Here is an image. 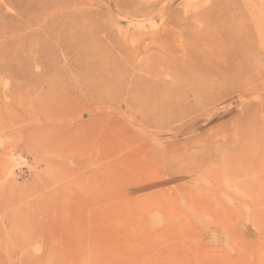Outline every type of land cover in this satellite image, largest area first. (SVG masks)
Wrapping results in <instances>:
<instances>
[{
	"label": "rangeland",
	"instance_id": "rangeland-1",
	"mask_svg": "<svg viewBox=\"0 0 264 264\" xmlns=\"http://www.w3.org/2000/svg\"><path fill=\"white\" fill-rule=\"evenodd\" d=\"M0 264H264V0H0Z\"/></svg>",
	"mask_w": 264,
	"mask_h": 264
},
{
	"label": "bare ground",
	"instance_id": "bare-ground-1",
	"mask_svg": "<svg viewBox=\"0 0 264 264\" xmlns=\"http://www.w3.org/2000/svg\"><path fill=\"white\" fill-rule=\"evenodd\" d=\"M236 33H238V32H236ZM239 36H240V34H239ZM232 37V36H231ZM80 38V37H79ZM94 38V37H93ZM110 38H111V36H107V38L105 37L103 40L102 39H100V40H97V42L99 41V44L103 47V48H107L106 46H105V43H106V40H107V42L110 40ZM238 38V37H237ZM77 39V38H76ZM91 39V38H90ZM112 39V38H111ZM229 39V38H228ZM93 40V39H92ZM77 41H79V40H77ZM81 41V40H80ZM82 42V41H81ZM84 43H86V42H84ZM84 43H82V44H84ZM109 43V42H108ZM88 46V45H87ZM228 46V45H227ZM227 46H224L223 48H219L218 50H219V52H217L218 54H221V57H219V56H216V57H218V59H226V61H223V59L222 60H220L219 62H214L213 61V58L211 59L210 57L208 58V56H206L205 54H203V55H200V53H199V58H198V64L197 65H194V66H190V64L188 65V64H185L180 58H176V59H165V61L164 60H162V61H159V60H157V61H154L153 63H151V61H150V63L148 62V64H147V66H146V69H145V71H147V73L151 76L152 74L154 75V74H157V73H159V72H161V73H163V68H166V70H167V72L168 73H170L171 75H174L178 80H182V76L184 75L185 76V74L186 75H189L191 72H198L196 75L197 76H199L201 79H200V83L198 84V89L199 90H205V85L207 84L206 83V81H203V79H205L206 77H209L210 75H211V77H213L212 75H214V76H218V75H220L221 76V79L224 81V82H228V81H230L231 80V78H232V73L233 72H235V74H236V71L238 70H240L241 68H242V66H241V59H239L238 58V60H237V56H238V49L239 48H234L233 49V47H232V49H229V46H228V48H227ZM79 47V46H78ZM83 47V46H82ZM99 49V48H98ZM103 50L102 51V53H101V57H110V58H112V59H116L117 57L115 56V54L114 53H112L110 50L108 51L107 49L106 50ZM263 49V48H262ZM81 50V49H80ZM89 50V49H88ZM100 50H102V49H100ZM83 52H86V51H84L83 50ZM90 52V51H89ZM94 52V51H93ZM98 56V55H97ZM240 57V56H239ZM103 59V58H102ZM111 60V59H110ZM95 65V64H94ZM134 66V65H133ZM163 68H162V67ZM95 67V66H94ZM159 67V68H158ZM101 68V67H100ZM119 68V67H118ZM105 69V68H104ZM99 70V69H98ZM102 70V69H101ZM113 70V69H112ZM116 70V69H115ZM100 71V70H99ZM98 71V72H99ZM118 71V70H117ZM120 71V70H119ZM237 71V72H238ZM165 72V71H164ZM104 73V72H103ZM106 74V73H105ZM103 76H105L104 74H103ZM107 77V76H106ZM108 77H109V75H108ZM219 77V76H218ZM235 77V76H234ZM237 77V76H236ZM116 78V77H115ZM197 78V77H196ZM216 79H217V81H219L218 80V78L217 77H215ZM96 79H97V76H96ZM100 79H101V76H100ZM99 79V80H100ZM236 79V78H235ZM89 80V79H88ZM93 80V79H92ZM98 80V79H97ZM98 80V81H99ZM109 80V79H108ZM177 80V81H178ZM199 80V79H198ZM213 80V79H212ZM99 82H101V81H99ZM104 82H106V80L104 81ZM181 82V81H180ZM189 82V81H188ZM211 82V81H210ZM233 82V81H232ZM231 82V83H232ZM90 83V82H89ZM96 83H98V82H96ZM114 83H117L116 81H114ZM193 83V82H192ZM212 83V82H211ZM216 83V82H215ZM101 84V83H100ZM232 84H234V83H232ZM72 85V84H71ZM102 85V84H101ZM105 85V84H104ZM103 85V86H104ZM107 85V84H106ZM112 84H110V86H111ZM169 85V84H168ZM197 85V84H196ZM223 85H226V84H223ZM222 85V86H223ZM58 86V85H57ZM70 86V85H69ZM97 86V85H96ZM99 86V85H98ZM102 86V87H103ZM170 86V85H169ZM192 86V85H191ZM194 86V85H193ZM193 86H192V88H193ZM208 86V85H207ZM234 86V85H233ZM61 87V86H60ZM94 87H95V85H94ZM107 87H109V86H107ZM106 87V88H107ZM112 87V86H111ZM166 87H167V85H166ZM166 87H164V88H166ZM217 87V86H216ZM229 87V86H228ZM63 88L64 87H62L61 88V91H63ZM114 88V87H113ZM170 88V87H169ZM186 88V87H185ZM60 89V88H59ZM105 89V88H104ZM109 89H110V87H109ZM153 89H156V88H153ZM206 89H208V88H206ZM69 90V89H68ZM107 90V89H106ZM111 90V89H110ZM114 90V89H113ZM113 90H111V91H113ZM213 90V89H212ZM216 90V89H215ZM65 91V90H64ZM70 91V90H69ZM69 91H66V92H69ZM66 92H64V93H66ZM207 92H209V91H207ZM207 92H206V96L205 97H203L202 99H200V101H202V102H199L198 103V106H201L202 104H205L207 101H208V99L209 100H212V98H213V96L211 95V93H210V95L208 96V94H207ZM211 92V91H210ZM220 92V91H219ZM148 95H149V93H147ZM199 95H204V94H202L201 92H200V94ZM224 95V94H223ZM109 97V96H108ZM111 97V96H110ZM109 97V98H110ZM196 97V96H195ZM129 103V102H128ZM135 103L136 104H140L141 105V110L144 108V107H147V106H149L148 105V103H149V101H145L144 99H142V98H136V100H135ZM150 103H152V102H150ZM153 105H155L154 103H152ZM260 104V103H259ZM139 105V106H140ZM195 107V106H194ZM193 107V108H194ZM146 109V108H145ZM144 109V110H145ZM187 110L188 109H184V111L183 110H180V113H185V112H187ZM191 110V109H190ZM193 110V109H192ZM191 112V111H190ZM144 113V112H143ZM177 113V112H176ZM139 114V113H138ZM138 116V115H137ZM146 118H145V117ZM183 116V115H182ZM185 116H187V115H185ZM169 117V116H168ZM137 118V117H136ZM180 118V117H179ZM141 119L143 120V121H147V123L148 122H151V123H154L155 122V120H153L154 118H150L149 116H146V115H144V114H142L141 115ZM136 120V119H135ZM177 120V119H176ZM171 121H172V119H171ZM143 123V122H142ZM145 123V122H144ZM152 125V124H151Z\"/></svg>",
	"mask_w": 264,
	"mask_h": 264
}]
</instances>
